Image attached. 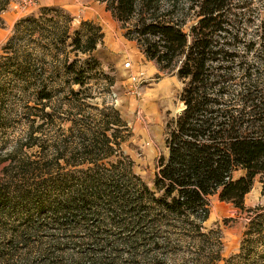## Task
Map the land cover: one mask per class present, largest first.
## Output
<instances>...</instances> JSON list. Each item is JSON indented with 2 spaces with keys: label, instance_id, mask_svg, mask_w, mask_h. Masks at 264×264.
<instances>
[{
  "label": "trees",
  "instance_id": "1",
  "mask_svg": "<svg viewBox=\"0 0 264 264\" xmlns=\"http://www.w3.org/2000/svg\"><path fill=\"white\" fill-rule=\"evenodd\" d=\"M99 1L126 40L183 82L184 108L165 126L167 155L159 158L150 189L118 152L119 135L130 134L118 110L104 107L92 128L74 123L53 150L41 148L40 157L5 169L0 178V264H166L177 251L185 264H216L221 232L203 226L214 195L250 213L238 253L224 264H254V252L264 246V207L248 210L244 198L256 180L264 193V2ZM7 2L0 0V11ZM53 11L16 22L1 49L0 129L13 111L6 98L14 87L33 82L37 100L48 102L55 86L46 76L65 75L68 92L78 95L100 67L93 54L100 27L83 22L84 36H70L64 27L41 35ZM34 36L53 45L70 41L75 58L52 54L55 64L38 72L32 53L21 47L33 45ZM10 156L0 157V165ZM19 216L16 226L1 225Z\"/></svg>",
  "mask_w": 264,
  "mask_h": 264
},
{
  "label": "rangeland",
  "instance_id": "2",
  "mask_svg": "<svg viewBox=\"0 0 264 264\" xmlns=\"http://www.w3.org/2000/svg\"><path fill=\"white\" fill-rule=\"evenodd\" d=\"M7 1L4 10L0 11V53L13 35L16 22L38 16L45 8L54 11L46 15L47 26L41 35L48 36L51 34L49 32H53L57 27L60 34L64 27L68 29L70 36H74L76 32L84 36L86 28L82 23L92 22L100 27L102 40L93 53L100 67L91 71V79L78 95L68 92V78L65 75H59L55 79L45 77L46 82L53 80L54 83L51 84L55 86V95L48 102L37 100L35 83L29 82L24 90L14 87L10 92L13 83L10 86L11 81L4 80L5 90L10 92L6 105L13 111L6 113L10 116L5 123L7 127L0 129V157L9 154L13 156L0 165V178L3 177L5 169L12 171L18 164L23 163L21 161H26V158L40 157L41 148L44 152L47 149L53 150L55 140L67 138L70 135L69 127L74 126V123L92 128L102 119L101 110L109 106L118 110L130 130L129 135H119V154L129 158L134 173L152 189L158 160L167 155L164 143L165 126L184 108L179 99L184 85L176 72H161L153 62L148 61L135 42L123 37L119 23L99 0ZM254 1L259 4L264 2ZM45 2L48 5L42 6ZM50 19L58 25L52 27ZM32 38L33 45L23 41L21 47L32 53L31 64L38 68V72L41 69L46 74V70L55 64L51 62L52 54H58L60 59L67 57L70 61L75 58V53L69 45L70 41L66 44L56 41L53 45L48 40L41 41L37 36ZM126 63H129V67L125 66ZM107 78L111 80V85ZM72 89L79 91L76 86ZM75 102L81 105L74 107ZM29 131L32 132L31 138ZM29 144L33 146L28 147ZM19 145L22 146V151L17 153L15 149ZM244 206L248 210L264 207V193L259 180L255 181L251 191L245 196ZM208 209V219L203 226L206 230H220L222 259L216 264H224L225 259L238 253L250 213H242L231 204L219 201L217 195L209 198ZM21 218L19 216L16 221L14 217H10L2 221L1 225L10 229L16 226ZM177 254L166 264H185V257L183 258L179 251ZM253 262L264 264V246L254 252Z\"/></svg>",
  "mask_w": 264,
  "mask_h": 264
},
{
  "label": "built area",
  "instance_id": "3",
  "mask_svg": "<svg viewBox=\"0 0 264 264\" xmlns=\"http://www.w3.org/2000/svg\"><path fill=\"white\" fill-rule=\"evenodd\" d=\"M125 66H126V67H129V63H126ZM132 80H134V78H132Z\"/></svg>",
  "mask_w": 264,
  "mask_h": 264
},
{
  "label": "crops",
  "instance_id": "4",
  "mask_svg": "<svg viewBox=\"0 0 264 264\" xmlns=\"http://www.w3.org/2000/svg\"><path fill=\"white\" fill-rule=\"evenodd\" d=\"M41 5H42V6H45V5H48V4H46V2H45V3H42ZM49 5H51V4H49Z\"/></svg>",
  "mask_w": 264,
  "mask_h": 264
}]
</instances>
